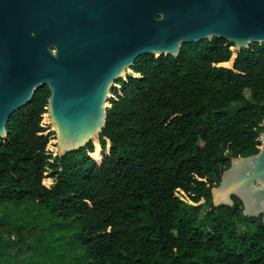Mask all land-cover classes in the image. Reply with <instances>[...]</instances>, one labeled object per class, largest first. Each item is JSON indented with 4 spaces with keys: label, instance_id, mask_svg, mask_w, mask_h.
I'll list each match as a JSON object with an SVG mask.
<instances>
[{
    "label": "trees",
    "instance_id": "trees-1",
    "mask_svg": "<svg viewBox=\"0 0 264 264\" xmlns=\"http://www.w3.org/2000/svg\"><path fill=\"white\" fill-rule=\"evenodd\" d=\"M233 47L215 38L136 60L111 91L100 144L62 157L47 151L40 88L0 140V264H264L261 220L210 194L264 133V45L229 69Z\"/></svg>",
    "mask_w": 264,
    "mask_h": 264
},
{
    "label": "water",
    "instance_id": "water-1",
    "mask_svg": "<svg viewBox=\"0 0 264 264\" xmlns=\"http://www.w3.org/2000/svg\"><path fill=\"white\" fill-rule=\"evenodd\" d=\"M215 38L238 53L264 45V0H0V140L47 86L57 156L94 145L108 96L136 60ZM260 142L258 154L232 158L210 194L214 207L236 198L264 224V133Z\"/></svg>",
    "mask_w": 264,
    "mask_h": 264
},
{
    "label": "rangeland",
    "instance_id": "rangeland-1",
    "mask_svg": "<svg viewBox=\"0 0 264 264\" xmlns=\"http://www.w3.org/2000/svg\"><path fill=\"white\" fill-rule=\"evenodd\" d=\"M233 51H234V55H235V57H234V61H233L232 67L229 68V69H233V67H234L233 65H234V63H235L236 56H237V54H238V51H236V50H234V49H233ZM232 56H233V55H232ZM129 75H133V74H132V71L127 70V71L125 72V76H124L123 80L126 81ZM117 89H118L119 91H121V88L118 87ZM108 102L111 103V101H109V96H108ZM108 102H107V103H108ZM240 106H241L240 104H234L232 107H233V108H237V107H240ZM42 125H43V127L47 128V132L45 133V135H51V142H50V144H49V146H48V148H47V151H48V153H49L50 155H52L53 157H56V156L58 155V147H57V143H58V142H57V139H56V137H55V131H56V129H55V127L53 126V124H52L51 122H49V120H48V121H45V119H43ZM98 142H99V144H100V141H98ZM94 147H95V146H94ZM108 148H109V147H108V145H107L106 153L108 152ZM109 150H110V149H109ZM104 153H105V152H104ZM105 157H107V155L103 154V160H104ZM50 175H51V172L47 173V174H46V179L44 180V185H45L46 187H48V188H50V187H52L53 185H55V181H54L53 179L49 178ZM215 185H217V184H215ZM215 185H214V186H215ZM176 196L179 197V198L182 199V200H186L189 204H191L190 201L188 200V198H187L185 195L181 194L180 192H178ZM204 203H205V201L202 200V201L200 202V204H198V206L203 205ZM44 227H45V226H40V227L38 228L37 232L42 231V230L44 229ZM240 231H241V232H244V231H245V228L242 227ZM29 239H30V241H31L34 245H38V241H36L35 238H34L33 236H30ZM41 240L43 241V244H44V245H46V244L48 243V240H47L44 236H41Z\"/></svg>",
    "mask_w": 264,
    "mask_h": 264
},
{
    "label": "bare ground",
    "instance_id": "bare-ground-1",
    "mask_svg": "<svg viewBox=\"0 0 264 264\" xmlns=\"http://www.w3.org/2000/svg\"><path fill=\"white\" fill-rule=\"evenodd\" d=\"M109 99H110V95H109ZM106 107H108V106H106ZM48 116V115H47ZM95 141H97V140H95Z\"/></svg>",
    "mask_w": 264,
    "mask_h": 264
}]
</instances>
